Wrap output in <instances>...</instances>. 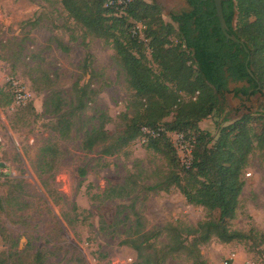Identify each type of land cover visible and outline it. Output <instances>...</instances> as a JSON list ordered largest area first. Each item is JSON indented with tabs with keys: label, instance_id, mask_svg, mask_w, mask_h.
I'll use <instances>...</instances> for the list:
<instances>
[{
	"label": "rangeland",
	"instance_id": "obj_1",
	"mask_svg": "<svg viewBox=\"0 0 264 264\" xmlns=\"http://www.w3.org/2000/svg\"><path fill=\"white\" fill-rule=\"evenodd\" d=\"M154 1L166 22L171 12L187 7L185 0ZM38 20L36 27L24 25ZM89 53L92 65L85 72ZM12 79L31 95L26 104L15 102ZM79 84L89 86L84 108L78 103ZM132 94L114 50L103 40L87 38L60 0H0V198L5 201L0 212V264H32L38 252L47 264H143L146 254L163 250L169 240L162 234L142 259L124 244L138 229L161 231L170 223L195 226L205 220L207 212L189 205L177 189L160 194L143 189L154 185L167 168L141 140L111 157L104 156L101 147L83 149L85 135L103 120L109 119L106 128L111 135L124 130L123 115ZM227 101L230 119L237 111L243 115L245 105L264 106L259 96L242 101L231 95ZM60 102L63 115H56ZM65 118L71 123L68 130L61 123ZM221 122L211 117L201 128L215 134ZM47 146L56 150L54 159H43ZM244 180L241 209L232 229L255 228L264 235L260 152L252 155ZM125 184L131 195L106 197L110 188ZM259 242L226 247L214 239L201 252L208 264L228 260L231 264L237 253L242 264H264V246ZM152 260L157 264L156 257ZM163 264L193 262L178 254Z\"/></svg>",
	"mask_w": 264,
	"mask_h": 264
},
{
	"label": "trees",
	"instance_id": "obj_2",
	"mask_svg": "<svg viewBox=\"0 0 264 264\" xmlns=\"http://www.w3.org/2000/svg\"><path fill=\"white\" fill-rule=\"evenodd\" d=\"M111 1L60 0L87 38L103 40L114 50L133 93L123 115L124 130L111 135L106 128L109 119L103 120L85 135L83 149L101 147L104 156H115L142 140L144 127H163L164 133L144 144L163 158L167 169L154 185L143 189L154 194L177 189L189 205L207 212L205 220L195 226L170 223L161 231L138 229L124 244L137 250L143 259L154 241L167 235L166 247L146 254L143 264H153V257L155 263L163 264L168 256L178 254H185L193 264H208L201 247L214 239L225 245L260 240V247L264 246V235L255 228L250 232L232 229L241 209L251 157L256 152L264 157V106L254 109L245 105L243 115L237 111V116L230 119L232 111H228L227 101L231 95L242 101L256 96L264 100V0L223 3L229 34L244 46L224 36L214 0H185L187 7L171 12L170 22L164 20L163 10L154 0H131L123 9L109 6ZM39 21L24 25L36 27ZM84 46L88 48V43ZM91 65L89 53L85 72ZM75 88L79 107L84 108L89 86L79 84ZM55 96L59 100V94ZM62 109L60 102L54 112L63 115ZM211 117L222 121L215 134L201 128V123ZM61 123L66 130L71 126L66 118ZM166 132L181 133L193 141L189 168L182 166ZM55 151L45 147L43 159H54ZM128 191L125 184L110 188L105 195L123 198L131 195ZM4 210L5 201L0 198V212ZM32 264H47L45 255L36 253Z\"/></svg>",
	"mask_w": 264,
	"mask_h": 264
},
{
	"label": "built area",
	"instance_id": "obj_3",
	"mask_svg": "<svg viewBox=\"0 0 264 264\" xmlns=\"http://www.w3.org/2000/svg\"><path fill=\"white\" fill-rule=\"evenodd\" d=\"M130 2L131 0H112L111 2H109V6L117 5V7L123 9ZM10 84L15 102L19 105L26 104L30 100L31 95L23 88L22 83L18 79H12ZM142 132L144 136L141 141L143 143H146L149 138L159 137L162 133L165 132V129L163 127L158 129H150L148 127H144L142 129ZM166 135L177 151V155L181 161L182 166L185 168H189L193 159V141L191 139H187L185 135L181 133L166 132ZM233 258L234 256L231 257L230 261H233ZM224 264H230L229 260Z\"/></svg>",
	"mask_w": 264,
	"mask_h": 264
},
{
	"label": "water",
	"instance_id": "obj_4",
	"mask_svg": "<svg viewBox=\"0 0 264 264\" xmlns=\"http://www.w3.org/2000/svg\"><path fill=\"white\" fill-rule=\"evenodd\" d=\"M228 1H230V0H214L215 9H216V17L219 20L221 30H222L224 36L226 37V39L228 41H233L236 44H240V45L244 46V43L242 41H240L236 36L229 34V28L227 26V23L225 21L224 14H223V3L228 2ZM246 52L249 53V51L247 49H246ZM249 60H250V58H248V61ZM246 66L248 67V63L246 64ZM248 72L250 75H252V72L249 68H248ZM243 85L244 84H240V86H243Z\"/></svg>",
	"mask_w": 264,
	"mask_h": 264
},
{
	"label": "crops",
	"instance_id": "obj_5",
	"mask_svg": "<svg viewBox=\"0 0 264 264\" xmlns=\"http://www.w3.org/2000/svg\"><path fill=\"white\" fill-rule=\"evenodd\" d=\"M230 245H227L226 247H229ZM226 247H223V248H226ZM239 253H237V254H233V256H234V260H233V262L231 263V264H242V261H241V256L239 257V255H238Z\"/></svg>",
	"mask_w": 264,
	"mask_h": 264
}]
</instances>
